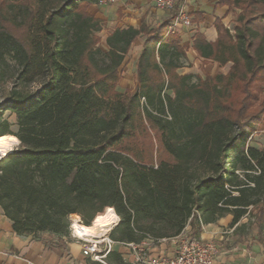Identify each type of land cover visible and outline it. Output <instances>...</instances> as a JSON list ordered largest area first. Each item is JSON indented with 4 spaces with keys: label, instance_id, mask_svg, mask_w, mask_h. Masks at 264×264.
Listing matches in <instances>:
<instances>
[{
    "label": "trees",
    "instance_id": "trees-1",
    "mask_svg": "<svg viewBox=\"0 0 264 264\" xmlns=\"http://www.w3.org/2000/svg\"><path fill=\"white\" fill-rule=\"evenodd\" d=\"M97 2L0 0V79L7 58L17 67L3 108L15 132L0 113V136L19 144L0 161V207L14 232L68 236L71 215L88 227L119 217L110 238L139 244L231 215L230 226L247 218L240 228L253 225L263 242L264 150L250 136L264 129V0H217L240 11L234 33L217 19L216 41L196 33L193 49L232 65L196 83L177 73L184 52L167 22L116 29L102 51L89 12ZM141 32L136 86L120 93Z\"/></svg>",
    "mask_w": 264,
    "mask_h": 264
},
{
    "label": "crops",
    "instance_id": "crops-1",
    "mask_svg": "<svg viewBox=\"0 0 264 264\" xmlns=\"http://www.w3.org/2000/svg\"><path fill=\"white\" fill-rule=\"evenodd\" d=\"M190 17V25H177L169 29L173 16L155 6L154 0H115L106 5L94 3L89 7V12L102 23L100 48L107 52L106 43L108 35L116 29L133 28L140 30H154L163 22L168 23V32L176 33L180 38V46L184 55L177 60L180 75L198 74V68L202 66L203 59L193 49V41L196 33L204 36L206 41L215 42L218 34L214 26L217 19L228 25L230 15L228 7L217 5V0H177ZM147 34L141 32L132 42L127 55L119 70V84L122 87L128 85L134 89L137 83V62L143 50ZM167 61V60H166ZM165 61V62H166ZM209 66L217 67V62ZM10 130L16 127V117L12 114ZM15 132V131H13ZM18 146V145H17ZM16 147V146H15ZM14 147V148H15ZM231 215L219 218L215 223L202 226L200 233L192 230L187 225L183 232L189 233L197 239L212 241L218 244L219 254L214 259V264H264V246L248 228H240L247 222L242 219L234 226H230ZM113 229V228H112ZM149 251L156 255H173L175 243L173 238L160 240L148 239ZM132 252L129 248L115 243L112 252L106 258V264H131ZM0 264H101L92 261L82 254V244L73 235L56 236L42 234L38 237L21 236L14 232L12 222L0 207Z\"/></svg>",
    "mask_w": 264,
    "mask_h": 264
},
{
    "label": "built area",
    "instance_id": "built-area-1",
    "mask_svg": "<svg viewBox=\"0 0 264 264\" xmlns=\"http://www.w3.org/2000/svg\"><path fill=\"white\" fill-rule=\"evenodd\" d=\"M115 0H98L99 4L113 3ZM155 6L166 12H174L172 24L169 29L175 28L177 25H190V17L185 11L182 5L178 4L177 0H154ZM12 152V151H11ZM5 158L4 155H0V161ZM76 216H70V234L79 240L82 244V254L85 257L90 258L92 261L106 264V258L112 252L114 242L109 234L112 228H115L119 222L111 227L106 235L101 238L84 236H75L74 230V218ZM175 243V251L173 255H156L149 251L148 239L143 240L139 244H122L132 252L131 264H214V259L220 252V248L217 243L212 241H203L197 239L189 233L182 232L177 237L173 238Z\"/></svg>",
    "mask_w": 264,
    "mask_h": 264
},
{
    "label": "rangeland",
    "instance_id": "rangeland-1",
    "mask_svg": "<svg viewBox=\"0 0 264 264\" xmlns=\"http://www.w3.org/2000/svg\"><path fill=\"white\" fill-rule=\"evenodd\" d=\"M220 6H227L228 7L227 14L230 15V22L228 25H225V24H223V25L226 29L229 30V32L231 34H233L235 26H236V19H237L238 15L240 14V11L230 8L228 5H220ZM169 13L173 17L175 16L174 12H169ZM99 34H98V36H99ZM99 38L101 39L100 36H99ZM99 45H101V40H100ZM212 62H213L212 60L203 61L202 66H200L198 68V74L194 75L195 78L193 77L192 82L196 83L199 78L202 80L207 79L208 77L213 78L218 73H222L223 75H227L229 72V69L232 65L231 63H228L225 66L219 67L220 69H222V70H219L217 67L209 66V64ZM16 70H17V67H16L15 63L12 60H10L9 58H7L6 59V65L3 68L4 77L2 79H0V113H2V118L6 119L10 125H11L10 121H12V113L9 110H3V108L9 99L10 91L14 86V80H13L14 76L13 75H14ZM36 88H37V85H31L29 87V90L32 91V90H35ZM133 90L134 89H129L128 85H126V87L125 86L122 87L121 85H118V91L120 93H125L126 91L128 92V91H133ZM16 130H17V128H15L14 126L11 128V131H16ZM4 136L12 137L13 135H4ZM0 137H3V136H0ZM250 139H251V141H250L251 146L264 150V129L257 131V132H254L250 136ZM18 147H19V145L18 146L16 145V147L13 148L12 151L16 150ZM157 156H158V154H157ZM161 156L163 159H167V160L169 159L164 154H162ZM74 216H76L75 218H78L81 222V219L78 215H74ZM246 220H247V218H246ZM251 222H253V221L251 220ZM246 227L248 228V231L253 233V235H255L257 238L261 237L260 234L258 233V230L253 225L247 224ZM262 238H263L262 240H263V246H264V232L262 234Z\"/></svg>",
    "mask_w": 264,
    "mask_h": 264
},
{
    "label": "bare ground",
    "instance_id": "bare-ground-1",
    "mask_svg": "<svg viewBox=\"0 0 264 264\" xmlns=\"http://www.w3.org/2000/svg\"><path fill=\"white\" fill-rule=\"evenodd\" d=\"M14 144L15 141L11 137L8 136L0 137V155L6 156L9 153H11L12 149L15 147ZM108 212L109 209L107 210L106 215H108ZM116 222L117 219L112 218L109 221H100L99 223H95L88 227V226H84L78 218H75L73 223L74 226L73 233L75 236L87 235L89 237L101 238L108 233V231ZM86 228L89 230L85 231Z\"/></svg>",
    "mask_w": 264,
    "mask_h": 264
},
{
    "label": "snow or ice",
    "instance_id": "snow-or-ice-1",
    "mask_svg": "<svg viewBox=\"0 0 264 264\" xmlns=\"http://www.w3.org/2000/svg\"><path fill=\"white\" fill-rule=\"evenodd\" d=\"M109 211H111V209H109ZM102 219H103L102 217H98V218H97V223H99L100 220H102ZM88 230H89V229H87V228L85 229V231H88Z\"/></svg>",
    "mask_w": 264,
    "mask_h": 264
}]
</instances>
